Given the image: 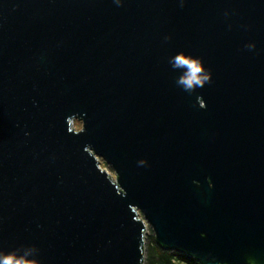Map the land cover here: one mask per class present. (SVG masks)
<instances>
[{
    "label": "water",
    "instance_id": "95a60500",
    "mask_svg": "<svg viewBox=\"0 0 264 264\" xmlns=\"http://www.w3.org/2000/svg\"><path fill=\"white\" fill-rule=\"evenodd\" d=\"M147 226L264 264V0H0V264H142Z\"/></svg>",
    "mask_w": 264,
    "mask_h": 264
},
{
    "label": "clouds",
    "instance_id": "9594fccd",
    "mask_svg": "<svg viewBox=\"0 0 264 264\" xmlns=\"http://www.w3.org/2000/svg\"><path fill=\"white\" fill-rule=\"evenodd\" d=\"M171 63L174 68H184L185 72L177 78V85L182 87L185 91H193L196 87H203V85L211 80V73L205 71L203 65L197 58H186L182 54L173 57ZM191 75H188V71ZM6 264H12L11 259L6 260Z\"/></svg>",
    "mask_w": 264,
    "mask_h": 264
},
{
    "label": "trees",
    "instance_id": "16d2710c",
    "mask_svg": "<svg viewBox=\"0 0 264 264\" xmlns=\"http://www.w3.org/2000/svg\"><path fill=\"white\" fill-rule=\"evenodd\" d=\"M144 239L145 258L142 264H201L185 253L163 248L155 241L150 229Z\"/></svg>",
    "mask_w": 264,
    "mask_h": 264
},
{
    "label": "rangeland",
    "instance_id": "374dc122",
    "mask_svg": "<svg viewBox=\"0 0 264 264\" xmlns=\"http://www.w3.org/2000/svg\"><path fill=\"white\" fill-rule=\"evenodd\" d=\"M73 126L76 129H79L81 127V122L80 121H77V120H74ZM100 166L102 168H105L109 172V174L112 176V178L115 177L113 170L102 159H100ZM149 229H150L149 226H147V229L145 230V233H144V237L147 235Z\"/></svg>",
    "mask_w": 264,
    "mask_h": 264
},
{
    "label": "built area",
    "instance_id": "2783aa9c",
    "mask_svg": "<svg viewBox=\"0 0 264 264\" xmlns=\"http://www.w3.org/2000/svg\"><path fill=\"white\" fill-rule=\"evenodd\" d=\"M139 217H142V215L141 214H139ZM145 238V237H144Z\"/></svg>",
    "mask_w": 264,
    "mask_h": 264
}]
</instances>
